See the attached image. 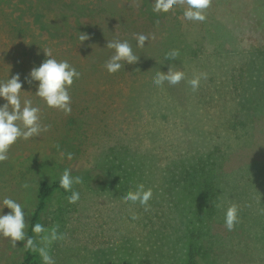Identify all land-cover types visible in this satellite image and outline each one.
<instances>
[{"label":"rangeland","instance_id":"1","mask_svg":"<svg viewBox=\"0 0 264 264\" xmlns=\"http://www.w3.org/2000/svg\"><path fill=\"white\" fill-rule=\"evenodd\" d=\"M27 1L40 10L43 32L52 35L64 52L84 56L86 61L108 60L114 53L106 48L108 40H127L125 37L136 34L150 36L143 48L137 44L132 48L139 60L166 55L170 48L162 43L159 27L168 28L175 17L180 20L194 50L184 56V63H167L165 70L167 73L169 66L174 65L186 73L185 80L172 85L175 99L181 104L180 114L167 123L164 119H153L152 115L148 119H102L98 132L103 135V126L108 123L113 128L109 134L134 138L144 131L142 123H148V131L162 123L167 140H160L163 144L160 149L165 155L185 154L187 148L192 157L205 158L204 150L219 144V150L223 149L226 155L219 159L217 173L222 187L228 190L225 185L231 184L233 192L224 193V199H230L223 216L217 214L215 219L207 220L203 215L211 228L198 240V262L264 264V214L260 211L264 209V53L254 49L264 48V0H212L204 22L186 20L183 16L186 5L177 4L167 13L154 12V16L140 9L149 7L153 11L154 0ZM143 1L149 3L146 5ZM104 5L139 16L140 25L123 22L118 17L89 15L91 9ZM80 32L88 34L90 39L80 43ZM217 50L220 52L216 53ZM128 67L130 73L135 69L134 64ZM199 73H206L207 79H201L199 89L193 92L187 81ZM239 73L245 83L237 90ZM147 77L148 74L139 80L147 81ZM148 85L149 89H154L158 100L160 90H155L153 84ZM166 103L168 105L170 100ZM85 124L88 133H96V123L89 125L85 119ZM75 127L52 124L49 131L40 136L18 139L11 146L9 159L0 163V209H3L0 214L11 211L2 203L4 198L10 197L23 206L28 227L36 205L37 186L44 178H60L65 169H70L73 177L82 178V183L72 187L79 192V201L68 202L71 191L57 192L49 202L42 224L47 229L58 226V232L65 235V239L49 247L55 264H133L136 248L139 251L142 247H146V253L151 256L159 252L160 257L164 253L168 256L165 262L170 263L171 244L154 242L150 231L142 224L143 208L136 207L140 204L125 203L113 188L99 191L93 179L86 180V170L94 165L91 153L97 145H82L76 153L78 131ZM233 127L239 133L232 130ZM69 152L73 154L72 159L67 158ZM24 184L28 187H22ZM179 194V191L175 194L176 202ZM182 200L183 206L191 207L190 217L196 221L201 208L185 194ZM230 202L240 206L239 223L232 231L225 227ZM216 234L219 237L216 238ZM178 249V264H185L183 242ZM22 254L23 241L13 247L9 238L0 235V264H20Z\"/></svg>","mask_w":264,"mask_h":264},{"label":"trees","instance_id":"2","mask_svg":"<svg viewBox=\"0 0 264 264\" xmlns=\"http://www.w3.org/2000/svg\"><path fill=\"white\" fill-rule=\"evenodd\" d=\"M147 2L143 1L146 5ZM140 9L154 16V12L149 7ZM90 14L100 18L118 17L132 25L141 23L139 16L133 17L125 9H111L106 5L91 9ZM39 18L40 10L27 0H0V82H6L13 75L19 74L22 83L21 99L22 101L30 99L33 106L40 108L42 125L57 124L58 126L60 124L62 128L72 129L76 126L75 129L78 131L76 153L80 152L82 145H97L91 153L94 165L91 168L88 167L85 178L88 182L93 179L99 191L113 188L115 192L121 194L120 197H123L130 189L135 190L138 184H144L145 189H152L153 196L148 202L149 211H145L141 205L136 206L138 202L133 205L143 208L142 224L150 231L154 242L161 244L167 241L171 244L173 253L169 256L172 261L165 262L168 256L166 257L164 253L160 257L159 252L151 256L146 253V247H142L139 251L136 248L132 259L133 264H146V262L148 264H178V247H182V242L186 250L185 264H199L198 240L211 228L203 219V215L207 220L213 217L215 219L217 214L223 216V209L230 199H224L227 189L222 187V180L217 173L218 161L226 155L223 149L219 150V144L212 145L210 149L204 150L205 158L192 157L193 154H190L187 148H185V154L165 155L162 148L160 149L163 145L160 140H167L162 123L161 126H156L150 131L147 129L148 123H142L141 128L144 131L139 137L134 138L109 134L113 128L108 123L103 126V135L98 132L99 122L102 119H148L147 117L150 118L152 115L153 119H164L167 123L173 116L177 117L180 114L181 104L175 99L174 87L168 82H165L163 86H156L153 83L157 71L166 73L167 63L170 62L179 65L184 63V56L194 50L180 20L175 17L173 24L167 26L168 28L159 27L162 43L170 48L168 52L173 49L179 50V56L175 60L166 59V55L159 54L154 58L141 59L134 63L135 69L131 70V73L128 66L133 64L125 62L121 70L109 74L104 67L106 59L86 61V59L83 60L84 56L64 52L60 43L52 35L43 32ZM125 38L135 49L137 44L135 36ZM45 48H50L53 57L57 60H67L81 73L79 79H75L69 88L72 101L70 115L48 107L44 100L35 95L39 82L28 83L26 79L30 78V71L34 67H39L47 58L43 51ZM254 49L264 53V48L255 47ZM219 52L220 50H217L216 53ZM147 74V81L139 80ZM237 83L239 88H234L237 90L245 83L241 73ZM148 84H153L156 87L155 90H160L158 100L154 96L156 95L153 92L154 89H149ZM168 100L170 103L167 105ZM5 103L6 101L0 97V106ZM85 119L89 125L96 123L94 127L96 133H88ZM92 121L94 123H91ZM232 130L239 133L236 127ZM235 137L238 138L239 135ZM59 180L60 178H44L35 191L36 205L25 232L26 237H32L36 241L37 247L41 246V240L40 236L32 231L33 225L45 222L44 215L49 202L57 192H69L59 186ZM225 186L228 188L225 195L233 192L231 184ZM178 191L181 195L179 194L176 202L175 194ZM184 194L186 198L190 197L191 200L196 201L201 208L196 214V221L190 217L191 207L182 205ZM139 214L141 216L140 212ZM214 236L217 238L219 234ZM24 243L23 241L20 264H41L39 253L25 249ZM151 258L156 260L152 261Z\"/></svg>","mask_w":264,"mask_h":264},{"label":"clouds","instance_id":"3","mask_svg":"<svg viewBox=\"0 0 264 264\" xmlns=\"http://www.w3.org/2000/svg\"><path fill=\"white\" fill-rule=\"evenodd\" d=\"M177 4L186 5L183 12L186 20L204 22L206 20V11L211 7L212 0H154L153 12L167 13ZM135 38L137 46L143 48L150 36L136 34ZM88 39H90L88 34L80 32L78 36L80 43ZM106 48L114 50L113 55L104 65L109 74L121 70L125 62L134 64L139 60V56L134 54L132 46L127 40H108ZM43 51L47 58L39 67H34L29 73L30 78L26 79L28 83H32V81L39 82L35 95L44 100L48 107L60 110L65 115H70L72 101L69 88L75 79H79L81 73L67 60H57L53 57L50 48H45ZM178 56L179 50L173 49L166 53L165 58L175 60ZM185 79L186 73L184 71L179 70L174 65H170L167 73L156 72L153 83L156 86H163L165 82L170 85H176ZM201 79H207V74H194L193 78L187 81L193 92L199 89ZM21 92L22 83L19 74L13 75L6 82H0V97L6 101L5 104L0 106V163L9 159L8 152L18 139L28 140L38 137L42 132L49 131L51 127L50 125H42L40 108L33 106L30 99L22 101ZM72 156V153H67L68 159H72ZM80 183H82V178L79 176L73 177L70 169L63 171L59 186L66 192L71 191V195L67 198L70 204H74L80 199L79 192L72 190L73 184ZM22 187L27 188L28 185L24 184ZM152 196L153 191L151 188L145 189L144 184H138L135 190L130 189L121 199L125 203L132 202L136 204L138 202L144 207L145 211H149L150 205L148 202L152 199ZM2 203L4 207L11 211L8 214H0V235L9 238L13 247L17 246L18 241H24L25 249L38 252L43 264H55V260L49 253V247L53 242L65 239V235L58 232V226L47 229L40 223L34 224L32 231L41 237V244L43 245L37 247L36 241L32 237H26L27 222L23 206L10 197L4 198ZM2 210L0 209V212ZM239 211V204L235 202L229 203L225 215V227L227 230H234L235 225L239 223ZM260 211L261 214H264V209ZM136 218V215L133 214V219Z\"/></svg>","mask_w":264,"mask_h":264}]
</instances>
